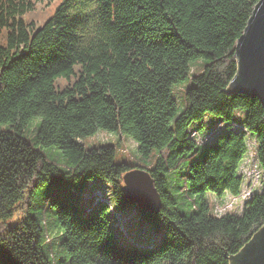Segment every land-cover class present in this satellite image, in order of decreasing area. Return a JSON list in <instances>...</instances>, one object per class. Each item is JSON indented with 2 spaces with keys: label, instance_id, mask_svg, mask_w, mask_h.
Segmentation results:
<instances>
[{
  "label": "trees",
  "instance_id": "obj_1",
  "mask_svg": "<svg viewBox=\"0 0 264 264\" xmlns=\"http://www.w3.org/2000/svg\"><path fill=\"white\" fill-rule=\"evenodd\" d=\"M259 1L0 0V264H51L54 250L43 248L37 218L21 213L32 207L35 189L53 182L74 191L52 202L67 264H231L264 226V189L241 215H211L204 196L241 193L251 135L264 169V108L256 97L230 92L236 43ZM197 58L208 63L175 118L171 88ZM237 112L246 113L244 130L230 125ZM206 114L227 129L195 161L199 144L190 128ZM34 117L42 119L36 144L59 147L68 171L25 138ZM99 129L132 138L144 158L158 151L147 171L162 207L140 210L162 232L155 248L121 245L108 204L82 214L77 197L95 179L113 185L119 209L131 206L122 178L134 167L114 162L113 145L86 149L81 142ZM184 161L188 190L201 199L190 214L175 208L167 189L166 174Z\"/></svg>",
  "mask_w": 264,
  "mask_h": 264
},
{
  "label": "rangeland",
  "instance_id": "obj_2",
  "mask_svg": "<svg viewBox=\"0 0 264 264\" xmlns=\"http://www.w3.org/2000/svg\"><path fill=\"white\" fill-rule=\"evenodd\" d=\"M207 63L208 60L205 58L192 60L189 63V76L180 83L172 86V95L177 103L175 118L188 106V101L185 96L186 91L192 86L193 77L200 74ZM245 115V112H243V114L237 112L232 123L244 125ZM41 120L40 117H34L28 122L24 132L25 138L32 143L35 148H39L45 154L47 161L55 163L64 172L68 171L70 165L59 147H43L36 144L37 130ZM232 123H230V125ZM226 129L227 124L213 114H206L203 122H194L191 125L190 132L192 136L196 134L194 138L199 144V152L194 160H203L205 158L207 143L213 142L218 136L222 135ZM251 136L253 139L248 137L250 140L247 142V155L240 168V173L244 180L241 193L238 196L225 193L221 196L223 197L222 199L212 192H207L204 196L205 201L209 205L210 214L213 216L221 217L226 214L241 215L252 197L256 193H261L264 189V169L260 166L257 157L258 143H256L255 136ZM81 142L86 149L113 145L116 148L114 162L116 164L126 163L134 167L132 170H151L154 168L155 161L158 157L157 150H153L147 158L142 157L139 154L138 143L135 140L128 136L120 135L117 132H110L104 129H99L94 135L83 138ZM188 173V164L184 161L181 163L179 170L171 171L166 174L169 182L167 189L175 201V208L182 214H190L199 206L201 201L200 196L192 194L188 190V184L185 180ZM99 191L102 194L103 201L97 204H95V199H86L82 195H78L77 203L82 209L83 215L89 214L88 209L91 206L97 211L101 204H108L110 207L109 217L116 237L121 245L125 247L137 245L149 248H155L159 245L160 240L158 241L157 237H159L161 232L157 231L154 224L146 220L142 216L141 211L134 205L126 207L124 210H127L124 212L119 211V213H123L122 218L118 217L122 225H117L118 221L115 219L113 210L116 212L118 207L114 202L113 185L110 182L102 179H95L88 183L83 193L87 192L86 194L91 196L94 192L99 193ZM73 194V189L67 188L61 183H48L35 189L31 200L32 207H26L24 212L21 213L23 218L26 217L27 213L37 218L43 230V248L46 249L47 245H50L54 250L51 255V264H67L69 260L65 251L59 247V243L61 242V228L57 222L56 210L52 202L54 197H59L60 200H66L73 197ZM131 210H133L132 212L134 213H132ZM18 219L19 216L16 214L13 221Z\"/></svg>",
  "mask_w": 264,
  "mask_h": 264
},
{
  "label": "water",
  "instance_id": "obj_3",
  "mask_svg": "<svg viewBox=\"0 0 264 264\" xmlns=\"http://www.w3.org/2000/svg\"><path fill=\"white\" fill-rule=\"evenodd\" d=\"M235 54L238 70L230 84V92L256 97L264 108V0L256 4L237 40ZM122 180V191L131 205L154 214L161 210V194L147 170H131ZM231 264H264V226L237 255L231 257Z\"/></svg>",
  "mask_w": 264,
  "mask_h": 264
},
{
  "label": "crops",
  "instance_id": "obj_4",
  "mask_svg": "<svg viewBox=\"0 0 264 264\" xmlns=\"http://www.w3.org/2000/svg\"><path fill=\"white\" fill-rule=\"evenodd\" d=\"M220 198L222 199L223 197H220ZM126 210H127V209H126ZM126 210H124V209H119V208H118V210H117L116 212L113 210L114 215H115V219L118 220V217H119V218H122L123 213L121 214V213H119V211L124 212V211H126ZM132 211H133V210H132ZM117 224H118V223H117ZM123 224H127V223H123ZM161 237H162V232H161V234L159 235V237H157L158 241L161 240Z\"/></svg>",
  "mask_w": 264,
  "mask_h": 264
},
{
  "label": "bare ground",
  "instance_id": "obj_5",
  "mask_svg": "<svg viewBox=\"0 0 264 264\" xmlns=\"http://www.w3.org/2000/svg\"><path fill=\"white\" fill-rule=\"evenodd\" d=\"M242 114H243V113H242ZM241 125H242V124L232 123V124H231V127H239V126H241ZM96 195H98V193H96ZM90 209H94V207L91 206ZM131 212H132V210H131ZM132 213H134V212H132ZM117 221H118L117 223H122V222H119V220H117Z\"/></svg>",
  "mask_w": 264,
  "mask_h": 264
},
{
  "label": "built area",
  "instance_id": "obj_6",
  "mask_svg": "<svg viewBox=\"0 0 264 264\" xmlns=\"http://www.w3.org/2000/svg\"><path fill=\"white\" fill-rule=\"evenodd\" d=\"M240 116V115H239ZM233 129H235V130H244V126L243 125H241V126H239V127H232ZM195 135L196 134H194L193 135V137H195Z\"/></svg>",
  "mask_w": 264,
  "mask_h": 264
}]
</instances>
